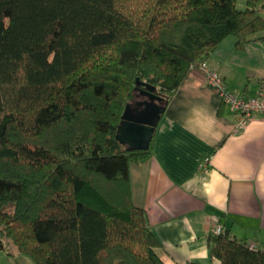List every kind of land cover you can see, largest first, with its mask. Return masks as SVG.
Listing matches in <instances>:
<instances>
[{
    "label": "trees",
    "instance_id": "trees-1",
    "mask_svg": "<svg viewBox=\"0 0 264 264\" xmlns=\"http://www.w3.org/2000/svg\"><path fill=\"white\" fill-rule=\"evenodd\" d=\"M228 36L264 44V0H0V229L22 261L166 264L130 174L154 135L129 150L117 127L137 79L166 107ZM209 245L219 264H264V241L223 229Z\"/></svg>",
    "mask_w": 264,
    "mask_h": 264
},
{
    "label": "crops",
    "instance_id": "crops-1",
    "mask_svg": "<svg viewBox=\"0 0 264 264\" xmlns=\"http://www.w3.org/2000/svg\"><path fill=\"white\" fill-rule=\"evenodd\" d=\"M207 65L228 88L253 96L264 77V44L250 41L239 50L228 36ZM236 117L207 83L206 70L193 65L165 107L149 159L131 167L134 198L161 240L166 264H219L210 255L214 219L238 239L264 241V114L238 132Z\"/></svg>",
    "mask_w": 264,
    "mask_h": 264
},
{
    "label": "water",
    "instance_id": "water-1",
    "mask_svg": "<svg viewBox=\"0 0 264 264\" xmlns=\"http://www.w3.org/2000/svg\"><path fill=\"white\" fill-rule=\"evenodd\" d=\"M136 82L145 86L141 92L146 94L148 98L139 100L134 108H131L129 104L125 106L115 137L129 150H145L150 146L158 123L165 112V105L155 100L157 95L153 92L155 90L154 85L139 79Z\"/></svg>",
    "mask_w": 264,
    "mask_h": 264
},
{
    "label": "built area",
    "instance_id": "built-area-1",
    "mask_svg": "<svg viewBox=\"0 0 264 264\" xmlns=\"http://www.w3.org/2000/svg\"><path fill=\"white\" fill-rule=\"evenodd\" d=\"M201 66L206 70L207 83L217 87L220 101L226 104L237 115L235 124L233 125L234 131L238 132L244 129L254 114H264V77L255 95L244 96L228 88L227 83L219 73L209 68L207 63L203 62ZM208 161V157L203 158L199 166L207 168ZM222 230L223 228L217 219H214L211 233H220ZM250 245L254 246L255 242L250 241Z\"/></svg>",
    "mask_w": 264,
    "mask_h": 264
},
{
    "label": "rangeland",
    "instance_id": "rangeland-1",
    "mask_svg": "<svg viewBox=\"0 0 264 264\" xmlns=\"http://www.w3.org/2000/svg\"><path fill=\"white\" fill-rule=\"evenodd\" d=\"M2 223V217L0 215V224ZM0 237H2L7 246L6 250L0 249V264H30L26 261H22V256L17 253L18 251L15 246L11 242H8L9 240L6 238V233L3 228L0 229Z\"/></svg>",
    "mask_w": 264,
    "mask_h": 264
},
{
    "label": "flooded vegetation",
    "instance_id": "flooded-vegetation-1",
    "mask_svg": "<svg viewBox=\"0 0 264 264\" xmlns=\"http://www.w3.org/2000/svg\"><path fill=\"white\" fill-rule=\"evenodd\" d=\"M145 98H148V96L146 94H144V98L141 100H144ZM131 108H134V107H131Z\"/></svg>",
    "mask_w": 264,
    "mask_h": 264
}]
</instances>
